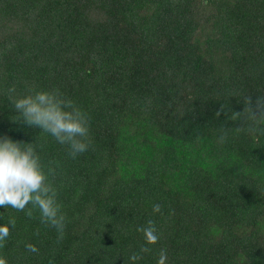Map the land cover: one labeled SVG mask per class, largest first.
Here are the masks:
<instances>
[{
	"label": "trees",
	"instance_id": "16d2710c",
	"mask_svg": "<svg viewBox=\"0 0 264 264\" xmlns=\"http://www.w3.org/2000/svg\"><path fill=\"white\" fill-rule=\"evenodd\" d=\"M13 86L74 100L90 116L88 151L73 159L14 121ZM260 96L264 0H0V137L43 146L67 218L58 241L38 210L0 207V225L16 218L0 255L133 264L144 245L135 264H156L162 248L167 264H264V135L229 118ZM149 219L155 245L136 230Z\"/></svg>",
	"mask_w": 264,
	"mask_h": 264
},
{
	"label": "clouds",
	"instance_id": "9594fccd",
	"mask_svg": "<svg viewBox=\"0 0 264 264\" xmlns=\"http://www.w3.org/2000/svg\"><path fill=\"white\" fill-rule=\"evenodd\" d=\"M15 93V86L8 89L13 108L19 113L14 121L39 128L58 144L67 146L68 155L73 159L88 151L92 145L90 116L74 100L66 97L58 88L38 90L31 86L25 95L17 97ZM244 104L242 113L233 112L229 117L233 121H246V126L236 127L235 132L264 135V97L257 99L255 111L250 98L246 97ZM226 140L225 132L219 142L224 143ZM42 147L35 142L23 143L0 137V207L24 212L29 218H33L34 211L38 210L40 222L54 228L60 241L64 238L67 218L58 198V189L50 179L55 176L56 169L51 166V162L48 166L44 164L38 151ZM152 211L154 214L161 213L162 206L154 204ZM15 226L14 216H9L7 222L0 225V249L5 247ZM136 230L143 234L146 245H155L160 240L156 223L152 219ZM25 248L31 253L39 251L30 243ZM150 252V247L142 245L139 253H132L129 259L135 264L143 258L142 253ZM167 259V249H160L156 264H167ZM0 264H8L3 255H0Z\"/></svg>",
	"mask_w": 264,
	"mask_h": 264
}]
</instances>
